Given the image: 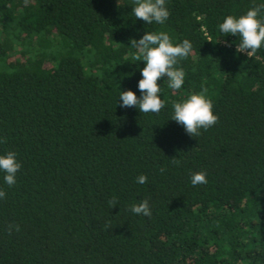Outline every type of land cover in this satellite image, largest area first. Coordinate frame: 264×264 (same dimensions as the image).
Segmentation results:
<instances>
[{"label": "trees", "instance_id": "16d2710c", "mask_svg": "<svg viewBox=\"0 0 264 264\" xmlns=\"http://www.w3.org/2000/svg\"><path fill=\"white\" fill-rule=\"evenodd\" d=\"M261 4L166 0L145 24L133 0H0V155L21 164L12 187L0 172V264H264V45L218 27ZM161 31L192 45L182 88L157 81L159 114L121 108L145 66L130 40ZM203 89L218 122L190 137L172 104Z\"/></svg>", "mask_w": 264, "mask_h": 264}, {"label": "clouds", "instance_id": "9594fccd", "mask_svg": "<svg viewBox=\"0 0 264 264\" xmlns=\"http://www.w3.org/2000/svg\"><path fill=\"white\" fill-rule=\"evenodd\" d=\"M27 5L30 0H24ZM135 5L132 12L136 19H140L145 24H164L170 13L166 8V0H133ZM264 11V4L253 6L246 14L237 17L228 15L223 22L218 25L222 34L239 36L240 42L236 44L237 53H245L247 56L255 55L264 45V20L258 18ZM130 46L136 49L134 59L144 61L145 66L141 69L142 79L138 81V89L141 96L138 98L131 91L120 92L121 108H137L142 113L159 114L164 108V101L158 95L161 91L157 81L167 78L168 87L172 90L182 88L185 79V72L182 68L176 67L180 60L186 59L192 50L190 41L184 40L181 43L173 44L170 36L161 32L145 33L139 40H130ZM206 89L199 94H192L182 102H173V114L171 120L182 125L185 132L190 137L201 135V129L207 130L218 122V116L213 114V102L205 95ZM6 142L0 140V143ZM174 164H179V160H173ZM21 168L17 161L16 153L9 151L0 155V172L4 173V182L9 187L16 184V175ZM164 171L163 168L160 169ZM137 182L144 184L147 177L140 175ZM206 173L197 172L191 176L193 186L206 184ZM6 198V193L0 189V199ZM110 208L117 206L118 201L112 199L108 201ZM130 211L137 215L151 216L148 200L138 204H133ZM110 227V225H106ZM19 231L18 225L10 224L8 232L12 229Z\"/></svg>", "mask_w": 264, "mask_h": 264}]
</instances>
